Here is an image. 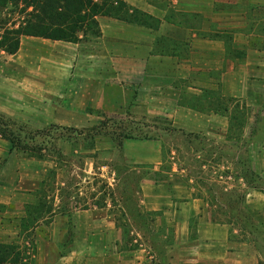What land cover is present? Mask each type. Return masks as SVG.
<instances>
[{"label": "crops", "instance_id": "obj_1", "mask_svg": "<svg viewBox=\"0 0 264 264\" xmlns=\"http://www.w3.org/2000/svg\"><path fill=\"white\" fill-rule=\"evenodd\" d=\"M229 1L240 2L106 0L159 25L101 16L111 26H101L96 39L79 30L72 39L21 37L0 62V118L7 129L0 133V244H27L38 264H264L256 234L264 231V108L257 102L264 91L229 89L223 71L219 78L212 74L223 62L206 57L207 20L228 12L221 4ZM192 19L196 25L186 21ZM193 52L199 53L194 61ZM214 88L221 98L244 97L254 113L249 122L231 124V107L202 105ZM192 91L201 97L199 108L180 104ZM133 104H144L145 112ZM128 114L165 116L174 127L219 137L231 127L243 129L246 160L238 153L226 162L231 172L214 178L220 193L242 196L241 206L223 203L202 176L165 155L160 136L98 134L80 149L74 133L102 130L108 116ZM14 123L36 137L15 138L8 131ZM50 131L72 133L54 144L38 141ZM241 160L252 163L248 170ZM23 225L30 226L24 234Z\"/></svg>", "mask_w": 264, "mask_h": 264}, {"label": "rangeland", "instance_id": "obj_2", "mask_svg": "<svg viewBox=\"0 0 264 264\" xmlns=\"http://www.w3.org/2000/svg\"><path fill=\"white\" fill-rule=\"evenodd\" d=\"M221 7L228 12L220 15V18H210L207 20L209 28L206 34L208 40L207 62H223V69L217 73H212L218 78L223 71L228 78L226 85L229 89L240 91V94L254 91H264V3L257 1L240 0V2H223ZM127 5L109 4L106 0H0V62H7L20 45L23 35L31 37H49L51 39H72L76 30L84 32L83 38L96 39L99 36L101 26L111 23L101 18V16H119L120 21L128 22L131 25H144L157 28L159 22L149 16L143 18L133 17L129 13ZM130 15V17H129ZM132 16V17H131ZM192 25H196L197 20H186ZM111 26V24L109 25ZM217 30V31H216ZM218 42V44L215 43ZM221 45L224 46L223 50ZM217 48V50H216ZM38 52L40 50L38 49ZM181 55L187 56L185 49ZM193 61L199 58V53H192ZM203 58V57H202ZM210 73V72H209ZM179 86H184L177 82ZM209 87L214 83H209ZM209 92L204 94L202 105L209 109H224L231 107V113L227 116L231 124L244 125L249 122V117L253 116L250 105L244 97L224 96L221 98L219 92ZM262 97V95H261ZM193 91L181 98L180 104L192 107H200V101ZM249 101V99H248ZM251 102V101H249ZM258 105L264 108V98H258ZM137 106L133 104V108ZM145 105L137 106L139 112H145ZM147 107V105H146ZM109 117V118H108ZM105 119L107 126L99 131H81L74 133V138L79 139L80 149L89 147L94 135H108L117 140L130 134L136 137L160 136L164 142L165 155L167 153L176 156L175 162L182 167L191 170L193 174L202 176L207 187L215 192H219L220 199L228 206L240 207L243 203L242 196L235 194L220 193L219 187L214 183L217 174H227L231 172L230 163L238 153H241L243 160L248 154L246 148V132L243 129L234 127L219 137L215 133L201 134V132H190L179 127H174L168 117H150L145 115H111ZM102 121L99 118L97 122ZM95 121V123H97ZM142 124V125H140ZM0 130L7 133V129L0 126ZM8 131L19 140L35 138L30 131H25L14 123ZM72 132L50 131L39 136L38 141L53 143L59 136H66ZM84 140V142H83ZM239 143L241 145L239 146ZM54 144V143H53ZM234 146V147H233ZM240 161L243 171L248 170L250 164ZM171 161V160H170ZM169 164H165L167 169ZM259 164L255 168H259ZM258 175L252 176L254 184H258ZM125 185H132L125 181ZM84 197H81V200ZM43 204V203H42ZM51 208L48 209V214ZM66 213V212H65ZM39 215V211L31 212V217ZM50 215V214H49ZM37 217V216H36ZM23 222V221H22ZM246 223L251 224L249 221ZM30 226H21V233L24 234ZM64 234H68L70 228L64 227ZM126 235H130V228L124 229ZM49 234V233H48ZM257 238L264 248V231L256 230ZM34 246V245H33ZM155 247L161 250L160 239L155 242ZM50 252H55L52 246ZM29 249L25 243H17L14 246L0 244V264H38L36 258L27 255ZM34 252L37 251L33 248ZM13 253L15 255H13ZM160 264H166L160 262Z\"/></svg>", "mask_w": 264, "mask_h": 264}, {"label": "trees", "instance_id": "obj_3", "mask_svg": "<svg viewBox=\"0 0 264 264\" xmlns=\"http://www.w3.org/2000/svg\"><path fill=\"white\" fill-rule=\"evenodd\" d=\"M3 122H4V121L0 118V126H2ZM4 129H5V128H4ZM5 130H6V129H5ZM0 133H2L3 135H4V134H7V133H4L3 130H0ZM125 137L130 138V137H133V136L130 135V134H126Z\"/></svg>", "mask_w": 264, "mask_h": 264}]
</instances>
